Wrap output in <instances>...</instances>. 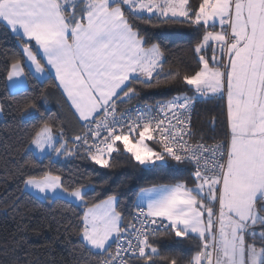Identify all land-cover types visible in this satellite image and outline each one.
Segmentation results:
<instances>
[{
  "label": "snow or ice",
  "instance_id": "6c2138e0",
  "mask_svg": "<svg viewBox=\"0 0 264 264\" xmlns=\"http://www.w3.org/2000/svg\"><path fill=\"white\" fill-rule=\"evenodd\" d=\"M138 21L189 25L196 67L166 70L167 48ZM0 29L19 47L4 61L0 114L3 100H23L25 164L83 153L100 169L125 157L146 171L189 172L141 187L122 208L118 191L101 196L54 167L22 166L30 199L83 209L79 247L100 264H264V0H0ZM177 78L184 90L171 99L142 95ZM49 83L81 134L67 137L63 121L45 114L35 85ZM217 99H226L225 139L194 141L192 113ZM167 237L196 244L186 256L168 253Z\"/></svg>",
  "mask_w": 264,
  "mask_h": 264
},
{
  "label": "trees",
  "instance_id": "16d2710c",
  "mask_svg": "<svg viewBox=\"0 0 264 264\" xmlns=\"http://www.w3.org/2000/svg\"><path fill=\"white\" fill-rule=\"evenodd\" d=\"M192 2L196 3L197 0ZM137 23L142 28H148L156 35V41L167 48L166 70L183 73L196 67V57L192 51L193 29L189 25L160 24L156 21L151 25L143 21ZM14 53H19L15 40L10 35L5 37L0 29V98L5 96L4 61ZM35 88L44 89L42 99H47L49 109L45 114L63 121L67 137L82 133L80 124L73 121L64 96L53 83L35 85ZM183 90L184 85L178 78L162 79L158 86L145 89L142 95L147 94L149 102H152L171 99ZM3 103L5 113L0 117V264H100L99 257L79 247L76 225L83 209L69 208L64 203L30 199L23 193V178L18 172L22 166L31 171L54 167L58 174L71 178L67 181L69 184L91 183L101 196L105 192L112 194L118 191L121 193L122 208L135 200L141 187L175 183L189 176L188 171L176 169L146 171L125 157L113 159L108 169H100L85 159L83 153L73 158L61 157L54 166H50L48 160L37 161L33 169L25 164V160L32 158L26 151L31 127L21 121L19 113L23 100L6 99ZM193 131L197 133L196 139L202 136L206 142L224 140L228 131L225 101L217 99L211 103L198 104L193 114ZM195 244L196 241H188L178 245L171 237H167L164 247L168 253L179 252L186 256L191 254Z\"/></svg>",
  "mask_w": 264,
  "mask_h": 264
},
{
  "label": "built area",
  "instance_id": "2783aa9c",
  "mask_svg": "<svg viewBox=\"0 0 264 264\" xmlns=\"http://www.w3.org/2000/svg\"><path fill=\"white\" fill-rule=\"evenodd\" d=\"M159 101H165V100H159ZM193 114H194V112L192 113V116H191L192 128H193ZM195 140H199V139L194 138V141ZM204 142H206V141H204ZM216 142H218V141H216ZM216 142H206V143L209 144V145H211V144H214Z\"/></svg>",
  "mask_w": 264,
  "mask_h": 264
},
{
  "label": "crops",
  "instance_id": "0c3cea01",
  "mask_svg": "<svg viewBox=\"0 0 264 264\" xmlns=\"http://www.w3.org/2000/svg\"><path fill=\"white\" fill-rule=\"evenodd\" d=\"M64 99L66 100V98L64 97ZM225 101V104H226V99L224 100ZM68 104V103H67ZM68 106H69V104H68ZM69 110H70V112H71V114H72V110L70 109V107H69ZM2 116V114H0V117ZM72 117H73V115H72ZM73 121H76L77 122V120L73 117ZM164 184H170V183H164Z\"/></svg>",
  "mask_w": 264,
  "mask_h": 264
},
{
  "label": "rangeland",
  "instance_id": "374dc122",
  "mask_svg": "<svg viewBox=\"0 0 264 264\" xmlns=\"http://www.w3.org/2000/svg\"><path fill=\"white\" fill-rule=\"evenodd\" d=\"M71 136H74L73 134Z\"/></svg>",
  "mask_w": 264,
  "mask_h": 264
}]
</instances>
